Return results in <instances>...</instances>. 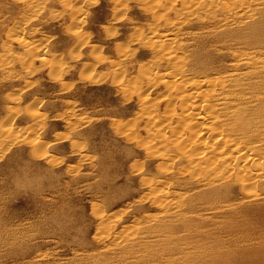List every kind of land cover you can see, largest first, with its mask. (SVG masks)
<instances>
[{
    "label": "rangeland",
    "instance_id": "1",
    "mask_svg": "<svg viewBox=\"0 0 264 264\" xmlns=\"http://www.w3.org/2000/svg\"><path fill=\"white\" fill-rule=\"evenodd\" d=\"M188 80L264 165V0H0V264H218L247 239L180 152Z\"/></svg>",
    "mask_w": 264,
    "mask_h": 264
},
{
    "label": "bare ground",
    "instance_id": "2",
    "mask_svg": "<svg viewBox=\"0 0 264 264\" xmlns=\"http://www.w3.org/2000/svg\"><path fill=\"white\" fill-rule=\"evenodd\" d=\"M175 77L177 79L179 76ZM197 86L196 81L188 80L184 84L181 83V87L177 85L174 92V95L177 94L175 98L180 118L183 121H188L191 128L189 138L186 141L187 145L180 148V152L185 153L188 166L194 172H200L202 175L211 172L216 173L212 178V183L207 185L209 187L215 186V183L218 182L217 179L230 182L233 180L240 181L238 188L242 190V194L240 192L241 197L235 196V201L232 199L236 194L232 183L225 181L218 187L227 186L230 191L226 202L228 208L234 210V225H236L232 228L235 230L234 235L240 231L247 238L240 241L242 244H238L240 243L238 239L233 240L232 243L226 242V244L217 242L216 244L221 245V247L212 252L211 260H215L218 264H235L236 256H244V258L246 256L254 264H264V244L248 245V232L242 231L240 227L242 224L247 225L248 211L264 209H261L264 206V165L261 160L256 161L248 158L246 154L248 148L235 145L232 140L224 139V132H222L220 124L215 123L211 111L203 103V97L199 98L196 93ZM239 111L245 113L243 109ZM253 123L252 118H248V120L242 118V121H238L237 124L240 130L245 131ZM200 126L206 133L205 139L199 135ZM243 135L248 139V134L244 133ZM211 154L212 159H209ZM253 184L255 190L257 189L256 193L249 192Z\"/></svg>",
    "mask_w": 264,
    "mask_h": 264
}]
</instances>
